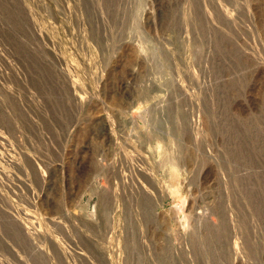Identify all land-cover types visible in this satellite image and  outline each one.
I'll return each mask as SVG.
<instances>
[{
  "label": "rangeland",
  "instance_id": "rangeland-1",
  "mask_svg": "<svg viewBox=\"0 0 264 264\" xmlns=\"http://www.w3.org/2000/svg\"><path fill=\"white\" fill-rule=\"evenodd\" d=\"M0 264H264V0H0Z\"/></svg>",
  "mask_w": 264,
  "mask_h": 264
}]
</instances>
